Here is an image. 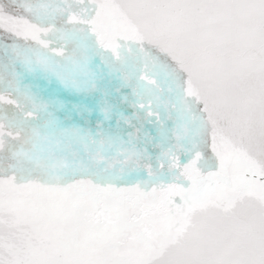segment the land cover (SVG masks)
Instances as JSON below:
<instances>
[{"label": "snow or ice", "instance_id": "1", "mask_svg": "<svg viewBox=\"0 0 264 264\" xmlns=\"http://www.w3.org/2000/svg\"><path fill=\"white\" fill-rule=\"evenodd\" d=\"M0 264H264V0H0Z\"/></svg>", "mask_w": 264, "mask_h": 264}, {"label": "rangeland", "instance_id": "2", "mask_svg": "<svg viewBox=\"0 0 264 264\" xmlns=\"http://www.w3.org/2000/svg\"><path fill=\"white\" fill-rule=\"evenodd\" d=\"M26 2H29V0H25ZM23 4V3H22ZM19 6H16L13 10L14 11H16V12H20L21 11V9H19L18 8ZM35 90V89H34ZM68 153V152H67ZM71 153V152H70ZM41 156L43 157V158H45V159H47V153L45 152V153H41ZM62 156H66V158H63L62 160L59 158V157H61L62 158ZM75 156H77V158H78V161L75 163V164H79L80 162H81V160H80V158H79V155H75ZM41 157V158H42ZM68 159H70L65 153H63L62 154V152L61 153H58V154H56L55 155V158H54V160H55V162L54 163H66L67 161L66 160H68ZM42 161H45V160H42ZM68 163V162H67ZM68 164H70V163H68Z\"/></svg>", "mask_w": 264, "mask_h": 264}, {"label": "bare ground", "instance_id": "3", "mask_svg": "<svg viewBox=\"0 0 264 264\" xmlns=\"http://www.w3.org/2000/svg\"><path fill=\"white\" fill-rule=\"evenodd\" d=\"M21 3H28V2H26L25 0H21ZM19 9H21V7L19 6L18 7ZM58 154V153H57ZM62 154H63V152H62ZM70 159H68V160H66L68 163H70L69 161H71V162H73L74 164L78 161V158H77V156H75V155H72L70 152H68V153H65ZM61 160L63 159V158H66V156H62V158L61 157H59ZM46 161V160H45ZM54 162H55V160H53ZM66 162V164H68ZM71 164V163H70Z\"/></svg>", "mask_w": 264, "mask_h": 264}, {"label": "water", "instance_id": "4", "mask_svg": "<svg viewBox=\"0 0 264 264\" xmlns=\"http://www.w3.org/2000/svg\"><path fill=\"white\" fill-rule=\"evenodd\" d=\"M42 157V156H41ZM41 160H46L45 158H41ZM71 164H73L74 165V163L73 162H71V161H69Z\"/></svg>", "mask_w": 264, "mask_h": 264}]
</instances>
